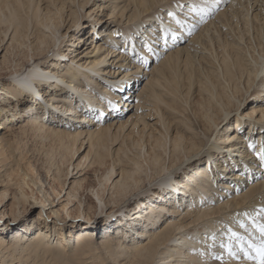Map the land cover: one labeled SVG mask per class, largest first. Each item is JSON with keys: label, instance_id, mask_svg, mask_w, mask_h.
<instances>
[{"label": "bare ground", "instance_id": "6f19581e", "mask_svg": "<svg viewBox=\"0 0 264 264\" xmlns=\"http://www.w3.org/2000/svg\"><path fill=\"white\" fill-rule=\"evenodd\" d=\"M148 1L102 0L100 4L95 3L94 9L108 10V19L116 20L113 32L122 36V42L119 44L117 36L101 25L97 32L109 39L107 43L111 47L103 46L107 40L91 39L90 52L82 53L69 47L65 53L60 47L63 36L77 25L74 20L92 0H0V47L5 45L3 62L8 65L7 54L8 57L14 54V59L26 54L23 63L6 71L13 75L24 68L23 77L16 81L5 80L0 73V84L12 90L5 91L6 97L0 99L6 100L8 95L19 92L14 85H20L21 79H28L29 84L34 78L47 81V101L55 104L45 113L22 115V120L17 122L4 115L6 111L12 112L14 106L7 104L8 107L0 108V129H3L0 131V161L11 155L18 169L12 174L8 172L13 169L10 167L3 170L4 175L0 174V182L6 180L12 189L9 191L7 186L0 192V205L7 197L12 198L6 211L5 202L0 206V216L7 213L15 221L33 203L51 204V193L38 170L28 163L24 167L14 154L16 133H38L44 140L57 142L68 150L71 158L81 149V141L86 140L88 150L84 158L91 156L90 165L106 167L107 159L110 161V167L97 177V183L89 186L88 195L95 197L99 206L113 209L143 187L145 181L158 177L161 193L144 189L145 193L157 194L148 197L147 202L141 198L136 200L137 209L132 208L130 220L121 228L126 233L134 229L136 237L122 239L109 235L97 241L87 226L90 223L81 224L84 226L81 233L70 231L68 241L75 244L74 254L85 257L81 260L75 256L76 264H109L112 260L118 263L122 256V259L129 258L125 264H257L256 259L249 258L256 256L255 249L249 245L258 247L264 239L258 229L264 224V165L256 155L264 145V0H232L234 4L231 2L230 7L224 6L225 0H192L183 6L173 5L180 0H165L163 4L169 3L163 6H168L167 11L163 12V7L160 9L165 20L144 18L149 13L155 14L157 7L149 6ZM214 9L219 11L212 17ZM126 11L130 13L126 16L127 23L123 24L121 18ZM232 17L240 22L241 31L232 25ZM94 25L93 22L92 29ZM197 25L201 28L195 31ZM193 29L195 35L188 36ZM220 31L231 39L230 43L220 38ZM85 37L88 38L72 34L73 42L69 46L83 42ZM123 45L129 53L137 48L139 53L136 54L142 55L144 63L150 55L157 56V47L158 53L166 55L151 71L144 72L139 63H134L120 81H113L106 76L110 70L104 65L110 59L108 56L119 55L117 61L129 57L124 54L127 51L121 50ZM172 47L175 49L171 50ZM104 49L107 52L99 56ZM50 50L53 54L44 67L45 61L39 59ZM60 56L68 61L62 62ZM203 60L209 67L203 66ZM193 64L200 69L202 79H195L197 68L189 72V79L167 78L168 74L177 75L180 65L188 69L195 67ZM60 66V70H56ZM139 73L142 77L145 75V84L137 93L132 92L135 88L126 90L129 83L136 86ZM132 76L134 80L130 82ZM28 84L20 86L26 88ZM123 86L126 87L124 96L118 92ZM195 94L196 100H193ZM126 95L130 97L121 106L120 97ZM248 97L252 99L250 107L242 112ZM125 108L129 109L127 119L119 121ZM44 114L47 118H42ZM232 114L235 120L231 127L227 121ZM78 117H82V123L81 120L79 124L76 122ZM153 118H158L156 123L162 126V131L157 129L158 136L150 130L154 125L148 127L147 119ZM180 123H183L182 129ZM93 125L96 127L92 128ZM127 127L131 129L126 133ZM229 129L232 131L228 132ZM119 136L124 141L123 147L113 149ZM250 144L256 147L250 148ZM202 151L205 155L199 156ZM203 157L204 162L197 164ZM52 159L46 157L47 164H43L46 173L51 170L49 161ZM183 160L189 161L186 167L190 169L183 179L176 181L172 170ZM227 160L233 164L226 165ZM79 165L75 167L78 169ZM215 167L216 174L212 173ZM55 170L53 181L57 180L63 190L69 170L64 174L59 167ZM80 186L79 182L68 181L64 192L67 203L77 199L81 205ZM51 189L55 193V188L51 186ZM171 189L178 190V198L170 193ZM169 193L174 194L178 203L174 200L169 204L163 202ZM77 207L76 210H80ZM52 212L58 216V211ZM41 215L39 212L36 219L31 218L28 225L10 238L0 232V264L51 263L43 256L47 255L54 238L49 241L52 229L47 223L38 222ZM141 223L144 226L138 228ZM55 225L54 222L51 226L53 231H56ZM60 231L56 233L63 237ZM232 232H236L237 237H232ZM60 242L56 239L55 244ZM58 259L54 261L59 264Z\"/></svg>", "mask_w": 264, "mask_h": 264}, {"label": "rangeland", "instance_id": "374dc122", "mask_svg": "<svg viewBox=\"0 0 264 264\" xmlns=\"http://www.w3.org/2000/svg\"><path fill=\"white\" fill-rule=\"evenodd\" d=\"M164 2H165V0H150V1H148L149 6H157V7H156L155 14H153V12L149 13L148 15H144V18H150L151 20L152 19L155 20V18H159V19L165 20V18L162 15V12H160V9L164 5L169 4V3L166 2L165 4H163ZM191 2H192V0H180V1L173 3V5H176V6L182 5L183 6L185 3H187V5H189ZM231 2H232V0H225L224 6L230 7V5L234 4V1L232 2V4H231ZM91 3L89 5H87L83 9V11H81V13L79 14V18L76 17V19L74 20L75 22H77V25L74 26V28L67 31L66 37L63 36L64 39L61 42L60 47H61V49H63V51L65 50V53L68 52L69 47H71V49H78V51L79 52L82 51V53L87 52V51L90 52V50L92 48L91 47L92 46L91 39H93L95 41L101 40V42L104 40H107V41H105V43H103V46H105V44H106L105 47H107V48L111 47V45L107 43L109 41V39L102 37L101 34H103V33L99 34L97 32V30H99V27L102 25L103 28H109V30L111 32H113L115 30V28L117 27L116 20L111 21V19H108V14H106V13H108V10L101 11L100 8L94 9L95 3L100 4V3H102V0H92ZM167 7L168 6H165L161 10H163V12H166ZM218 11H219V9H214L213 11H211V12H213L211 16L213 17ZM260 13L262 14V12H260ZM128 14H127V11L124 13V15L121 18V23H123V24L127 23V17L126 16ZM156 14H157V16H154ZM97 18H100L101 21H100V19L98 20ZM138 18L140 19L141 17H138ZM102 19L106 20L105 23H104V21L102 22ZM93 22L95 23L94 29H92V27H91ZM231 23L233 26H235L237 28L239 27V31H241L240 29L242 26H241L240 22H238V23L236 22L234 17L231 18ZM202 24L203 23H201V26H202ZM236 25H238V26H236ZM68 26H69V24H68ZM198 26L199 25H197V27L194 28L195 31H197L198 29L201 28V26H200V28H198ZM194 29H193V32L192 31L188 32L189 33L188 36H191V34L195 35ZM61 31L65 32L66 28L61 29ZM72 34H76L78 36L79 35L80 36L86 35L88 38L85 37V40L83 42H79L78 44L73 43V45L69 46L73 42V40L71 41ZM112 34L114 36H117L116 38L118 40L117 41L118 43L122 42V41H120L122 36H118V34L116 32H113ZM219 34H220V38L222 40L226 39L225 41L227 42V40H228L227 43H230L231 39L228 36L224 35L221 31L219 32ZM185 43H183V45ZM4 46L5 45H2L0 47V49H1V52H0V73H1V77H2V79H5V80H13V81L15 80L16 81V80H18L19 77L24 76V68H22L20 71H18L17 74H13V75L6 73V71L9 69L13 70L11 67L18 66L19 64L23 63L22 61L24 60V58H26V54L17 55L15 57V59H14V54H12L11 57H8V54H7L6 57L8 59V65H5L4 64L5 61L2 58V55L5 51L3 49ZM125 47H126V45H123L121 47V50L128 52V49H126ZM85 48H87V49H85ZM174 49L175 48L172 47L171 50H174ZM55 50L56 49H54V51ZM103 52L98 54V55L102 56L103 54H105L107 52V49H104ZM155 52H156L157 56L155 57L154 54L150 55V59L147 60V63H144L143 59L141 58L142 55L138 56L136 54V53H139L137 48H135V51L132 53H129V52L124 53V54L129 55V57L128 58L125 57V59H120L119 61H117L119 55L118 56H112V57L108 56V58H110V59L108 60V63H106L104 66H105V68H107V70H110V72L108 74H106V76L109 75V78H111V80H113V81H120L121 76H123L125 73L130 71V69L132 68L134 63L135 64L139 63L142 66V68L144 69L143 70L144 72L151 71L154 68L153 66L155 64L156 65L159 64L162 61L163 57H165V55H166V54L164 55L162 52L158 53V47L155 49ZM52 54H53V51L50 50L48 54H46L44 57L39 59L41 62L45 61V63H42V66H44V67L47 66L48 60L50 59ZM59 60L66 63L68 61V58H66L64 56H60ZM119 63H121V65H119ZM130 64H131V67H130ZM205 65H206V63L203 60V66H205ZM8 66H10V67H8ZM193 66H195V67H189L188 69H186L185 66L180 65L176 70L177 75H174L172 73L175 78L173 77L172 74H168L167 78L168 79H189V75H190L189 72L193 73L194 69L197 68V65L193 64ZM206 66L209 67L208 65H206ZM6 67H8V68H6ZM39 67L40 66H37V68H39ZM60 68H61V66L59 67V69L57 68L56 70H60ZM133 74H135V73H133ZM18 75H20V76H18ZM199 77H200V79H202V74L200 72V69L197 68V70H195V79H199ZM138 79H139V81H137L136 86L134 84L129 83L127 88L123 86V88L119 89L118 92H120L123 95L124 91H126L128 88H131V89L135 88L134 90H132V92L137 93L138 90L140 89V87L143 86L146 82L145 81L146 80L145 75H143V77H142V73L138 74ZM133 80H134V76H132L130 82H133ZM27 82H28V79H25V80L21 79L20 85L26 84V86H27V84H28ZM46 82H43V79H34L33 78V79L29 80L28 87H26V88L22 87L24 85L20 86V85L15 84L14 88H15V90H16V88H19V92L16 91V94H14V95L12 94L13 96L8 95L6 100L0 99V108H4V107L6 108L7 104H10L11 107L12 106L15 107V109H13L12 112L10 110L6 111L7 114L4 113V115H7V117H9V119H11V118L14 119L13 122H17V121L22 120L23 116H26L27 114H33L34 115L37 112H40V114H41V113H45L46 110H48V109L52 110V106H54L55 104H51L47 101V96L49 94V92H48L49 88H46V86H47ZM49 82L51 83L52 80H50ZM4 85L8 86L7 84H4ZM0 87H1L0 88V97L1 98L6 95L5 91H7V90L9 92L12 91L10 88L3 87L1 84H0ZM2 87L4 89H2ZM125 88H126V90H124ZM22 89L24 92L20 91ZM192 96H194V95H192ZM129 97H130L129 95H126L123 98L120 97L119 104L122 106V102L125 101L126 99H128ZM192 98H193V100H196V94H195V97H192ZM12 101H13V103H12ZM251 101H252V99L249 98L245 102L244 107L241 109L242 112L248 110V108L250 107ZM53 102H55V101H52V103ZM68 104L70 105V103H68ZM20 109H21V111H19ZM128 111H129V109L126 110V108H125V111L121 114V116H123V117H120L119 121H124L127 119L126 114ZM130 112H133V111H130ZM18 113L21 114V117H20V115H18ZM144 113H146V112H144ZM57 114L61 115L60 113H57ZM234 114H232L231 119L229 121H227V125H230L231 122H234V120H235ZM182 115L181 116L179 115L180 118H182ZM15 116H19V117L15 118ZM166 116H168V113L166 114ZM44 117H46L45 114L42 116V118H44ZM78 118H77L76 122L80 123V120H81V123H82V120H83L82 117H78ZM157 119L158 118L147 119L149 121V124H150V126H148V127L151 128V126L154 125L150 129L151 131H154L153 132L154 134L157 132V129H158V131L159 130L162 131V128H161L162 126H158L160 124L158 122L156 123ZM168 119L172 120L170 115L168 116ZM110 120H112V119H110ZM116 120H118V119H116ZM179 125H180L181 129L184 127L183 123L182 124L180 123ZM95 127H96L95 125L92 126V128H95ZM231 127H232V124H231ZM127 128L128 129L126 130V133L129 132L131 129L129 127H127ZM227 128H230V127L227 126ZM223 129H224V127H223ZM0 131L2 132L3 129H0ZM231 131H232V129L228 130V132H231ZM36 134L38 135V133H35V132H28L25 134H21V132L16 133L15 135L17 137H15V138L13 137L14 143H15L14 146H16V147L13 146L14 147V154H15L16 158L19 159L18 160L19 163L24 165V167H25L26 163H28L27 165L31 164V166H33L35 168V170H38L42 179L44 180V186H46L48 191L51 193L50 198H49L51 200V204L46 203V205L43 206L40 204L33 203L32 205H30V207H28L27 211L25 213H21L18 216L19 219L15 220V221L11 216H9V214L5 213V215L0 216V232L3 233V235L6 238H10V236L12 234H15V233L21 231L22 227H24V225H28V221H32L31 218L36 219L39 212H41L42 217L38 222L42 221V225H43V222L45 224L47 223V226H49V228L52 229L51 230L52 237L49 241H51L54 238L53 243L51 244V248H50L51 250L49 249V251L46 252L47 255L45 254L46 256L45 257L43 256V258H45V260L50 259L49 262H51L52 264H58V262L55 263V261H57L58 257H59V259H58L59 264H72V263L76 264L77 261H75V258L77 256L79 258H82L81 254L80 255H78V253H77V255L74 254L75 244L72 243V240L68 241V234L70 231H72L73 234H76V232H78V231H80L79 233H81V231H83L84 226L81 224L90 223L87 226H90L89 228L92 229L94 236L97 237V241L100 240V238L102 236H109V235L118 236L122 239L127 238V237H130V238L136 237L135 231H133L134 229L133 230L130 229L128 231V233H126L125 231L121 230V228H122V226H125V223L128 220H130L129 218H130L131 213H132V208L137 209L138 202H136V200L138 198L144 199V202H147L148 197L153 198L157 194V193L152 194L151 192H154V191L160 192L159 186L157 185L159 177L155 178L152 181H148V180L145 181L143 183V187H141L139 190H137V191L133 192L131 195H129L125 200H123V202L119 203L117 207H114L113 209L110 207L104 209L103 207H101L97 204V200L95 199V197H91L90 195H88V191H89L90 184L93 185V184L97 183V177L102 175L103 171H105L106 168L110 167V161L107 159L106 167L104 166V167L98 168V166H96L95 164L90 165V162L92 160L91 156L87 157L86 159L84 158V156L86 155L87 150H88V144L85 143L86 140L81 141L82 142L81 149L76 152V154L73 156V158H71L69 151L67 150L68 151L67 152L62 147L57 145V142L53 143L50 140H44L42 137H40L39 135L37 136ZM155 136H158V132L155 134ZM50 144L52 145V147ZM123 144H124V141H122V137L119 136L117 143L113 144L112 147H113V149H117L119 147H123ZM46 153H48L49 155ZM204 155H205V153L202 151L199 156H204ZM47 156H50L51 158H53L52 159L53 161L52 160L49 161L50 166H52V167L48 173H46L45 168L43 166V164H47V163H45ZM199 156L195 157V158H199ZM6 157H7V159L5 161H3V160L0 161V165L4 166V167H0V174L4 175L5 171H3V170L7 169V168L10 169V167H12L13 169L8 170V172L12 171V174L16 173L18 171L17 165L14 163V160L12 159L11 155H7ZM204 159H205V157H203L200 161L198 159V161L196 163L199 164V162H204ZM26 161H28V162H26ZM62 161H63V163H62ZM166 161H168V160H166ZM187 163H189V161L185 160V162H184V160H183V161L176 164V165H178L177 168L172 170L173 176L175 177L174 180L179 181V180L184 178V176L186 175V173L190 169V168L188 169V165L186 167ZM229 163L233 164V161L227 160L226 165ZM76 164H80L78 169L75 167ZM54 165L56 167L61 168V170H62L61 174H64L66 171L69 170V174L67 176L68 177L67 182H66L63 190L60 188V185L57 183V180L53 181V178H52L53 175L52 174H55V171H56L55 170L56 167ZM42 168H44V169H42ZM101 170H102V172H101ZM216 170L217 169L215 167V168H213V172L212 171L211 172L216 174L217 173ZM3 178H1V179H3ZM62 178L64 179V176ZM62 178H61V180H63ZM68 181H72L75 183L79 182V186L82 185L78 188L79 193L81 195L80 196L81 201H82L81 205H80V203H78L77 199H73L70 203H67L66 194L64 195V192H66L65 188L67 186ZM176 181H174V182H176ZM6 182H7L6 180L3 183L0 182V192L4 189V187L6 188L7 186L9 188V191L12 190V189H10V186ZM51 186L53 188H55L54 189L55 193H53ZM148 188L149 189L151 188L153 190L150 193L143 192L144 189H148ZM169 191H170V193L175 194L174 198H178L177 197L178 196V193H177L178 190L177 189L176 190L171 189ZM27 192L30 193L29 191H27ZM231 192H233V191H231ZM146 195H148V196L146 197ZM173 195L170 194L167 197V199L164 200L163 202L165 204H169L168 203L169 201L171 202V200H174V203H178V200L177 199L175 200L173 198ZM87 197H89L90 200L87 199ZM9 198H10V196L7 197V199L1 203V205H2L5 202V206H6L5 211L9 208V206L12 202V198H10V199ZM30 200L33 201L32 199H30ZM214 200H215V198H214ZM76 207L79 208L80 210H76ZM3 208H1V210H3ZM117 209L123 210L122 213L121 212H115ZM52 210L58 211L59 212L58 216L53 214ZM79 211H80V213H79ZM84 217H85V219H84ZM88 219H90V221ZM54 222L57 223V225H55V230L56 231L61 230L60 232L63 233V237H62V234H57L56 231H53V227H51V226L54 224ZM159 224H160V222H159ZM42 225H40V226H42ZM112 226L118 227V228L115 229ZM138 226H139L138 228H141L144 225L141 223ZM119 227H120V229H119ZM64 235H66L67 238H65ZM56 239H58V241H61V242L55 244ZM53 245H54V247H53ZM55 246H56V248H55ZM70 257H72L73 259ZM122 257H120L119 260H117L118 263H114L113 262L114 260H112V261H109V264H125L129 260V258H127V257H124L123 259H122ZM40 259H42V258H40ZM69 259L71 262H72V260H74V262L71 263L69 261ZM84 259H85V257L82 258L81 260H84ZM52 261H54V262H52ZM78 261L80 262V260H78ZM87 261H85V262H87Z\"/></svg>", "mask_w": 264, "mask_h": 264}, {"label": "snow or ice", "instance_id": "6c2138e0", "mask_svg": "<svg viewBox=\"0 0 264 264\" xmlns=\"http://www.w3.org/2000/svg\"><path fill=\"white\" fill-rule=\"evenodd\" d=\"M177 23H179V21H177ZM173 39H175V37H173ZM149 51H151V49L149 48ZM146 63V61H145ZM110 105L112 104V102H109ZM114 106V105H113ZM250 148H255L256 146L254 144H250L249 145ZM256 155L258 156L260 162L262 165H264V145H261L259 152L256 153ZM241 227H243V225H241ZM259 232L261 233V236L264 237V224L259 225L258 226ZM232 237H237V233L236 232H232ZM250 247H253L255 249V253L256 256L255 257H249L250 259H256L257 264H264V239H262L260 245L257 247L255 245H249ZM229 248H231V245H228Z\"/></svg>", "mask_w": 264, "mask_h": 264}]
</instances>
